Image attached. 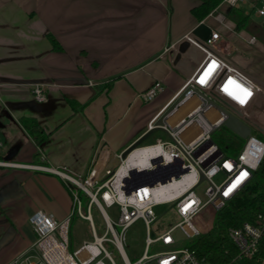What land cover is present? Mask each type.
I'll list each match as a JSON object with an SVG mask.
<instances>
[{"label": "crops", "instance_id": "obj_1", "mask_svg": "<svg viewBox=\"0 0 264 264\" xmlns=\"http://www.w3.org/2000/svg\"><path fill=\"white\" fill-rule=\"evenodd\" d=\"M245 1L240 6L244 13L260 0ZM198 4V0H0V98L34 101L33 87L1 80L42 79L45 100L38 103L47 106L40 117L48 112L52 118L33 143L35 151L8 161L13 167H0V186L17 179L25 192L3 206L6 217L0 215V234L7 228L6 219L15 232L0 248V264H19L29 251L37 253L30 216L41 211L57 220L67 218L71 192L50 170L85 177L100 149L109 156L103 166L113 169L119 162L115 155L146 132L147 123L181 88L200 55L189 46L172 64L177 45L186 35L206 39L219 26L209 16L201 22L194 18L191 10ZM48 34L61 52L51 50ZM234 35L235 50L246 54L248 50L237 45L238 33ZM242 69L264 86V77ZM80 70L88 86L72 82L81 80ZM156 81L164 90L155 100L145 103L136 98ZM253 110L264 111V96ZM22 135L16 140L24 142Z\"/></svg>", "mask_w": 264, "mask_h": 264}, {"label": "built area", "instance_id": "obj_2", "mask_svg": "<svg viewBox=\"0 0 264 264\" xmlns=\"http://www.w3.org/2000/svg\"><path fill=\"white\" fill-rule=\"evenodd\" d=\"M223 2L229 7L240 8L246 1ZM249 8L251 13L248 10L245 14L264 19V0H260L259 5L251 4ZM213 18L225 26L222 14L216 11ZM229 31L233 32V29ZM223 40V35L217 30H211L209 37L203 40L190 35L183 38L182 41H187L189 46L198 52L200 60L181 88L147 123L146 131L152 130L157 119L161 118L160 128L170 139L163 141L158 138L152 145L144 146L151 149L147 164L130 168L127 166V159L122 160L118 154L115 155L119 160L118 164L113 169H108L101 164L104 156L102 150L97 159L95 156L92 159L82 183L66 175L64 170H50L72 183L77 190L84 192L89 201L83 214L79 197L69 189L73 198L67 218L57 220L41 211L28 218L36 237L34 247L42 264H116L103 247L105 241L117 249L122 264H130L122 243L126 231L139 220L147 232L144 253L131 264H208L188 247L176 250L166 248L153 254H149L148 248L156 244L173 246L177 240L173 234L176 230L188 240L206 235L213 228L217 212L250 184L264 159V141L251 132L252 126L262 130L253 120L251 113L256 102L264 96V86L236 64L231 57L233 47H220ZM247 42L253 45L256 38L251 36ZM233 81L235 83H232ZM241 89L251 93L244 103L240 102L245 97ZM163 90V83L156 81L141 91L136 98L148 103L155 100ZM31 95L34 101L44 102V86H33ZM190 100L194 103L186 113L170 122L178 110ZM224 111L234 114L250 127V134L243 140L240 148L234 153L229 151L228 154L211 141V135L227 118ZM188 130L195 134L184 140L181 135ZM104 152L107 156L108 153ZM152 160H158V163L152 164ZM0 165L15 166L10 163ZM120 169H123L121 174L118 172ZM132 169L137 172L154 171L158 181L149 184L148 176L138 177L137 180L143 181L144 184L126 194L124 181L130 178L129 171ZM178 171L182 173L176 175ZM167 175H170V178L161 182ZM242 176L240 183L232 188ZM201 183H206V186L203 193L198 195L196 189ZM92 205L97 207L105 224L106 232L99 237L95 235L90 215ZM114 205L119 211L116 221H112L106 212L107 208ZM160 205H172L179 221L159 236L151 238L148 231L156 221L153 209ZM75 214L89 222L93 239L84 240L71 253L68 252L69 221ZM114 226L120 230L116 232ZM107 232L111 238L105 236ZM226 233L235 251V256L227 264H264V213L256 214L251 222H245L236 229L230 228Z\"/></svg>", "mask_w": 264, "mask_h": 264}, {"label": "rangeland", "instance_id": "obj_3", "mask_svg": "<svg viewBox=\"0 0 264 264\" xmlns=\"http://www.w3.org/2000/svg\"><path fill=\"white\" fill-rule=\"evenodd\" d=\"M223 12L225 11V8L221 9ZM251 19L253 20V22L260 24L263 26L264 28V19H257L254 17H251ZM215 24L217 23L218 26V30L217 31H222L224 32L225 35H228V39H224L220 45L221 48L226 47V45L228 47H233V52L231 54V57L234 59V61L236 62L237 65H239L241 68H249V71L252 74H255L256 76H258L259 78H263L264 77V45L263 43L258 42V44H255L253 46L248 44V39L251 37L249 33H246L245 31H239L236 32L239 35V42H238V47L243 46V48H245L247 51V55L240 51V50H235L234 47V43H235V35L234 32L235 30L232 28V26H230L226 20L224 22V25L226 26H230L233 29V32H230L229 29L231 28H227L225 26L220 25V23L216 20L214 21ZM255 37V36H253ZM230 42V44H229ZM240 44V46H239ZM255 51V52H252ZM45 94V91H44ZM38 102V101H37ZM194 101L190 100L187 102V104H185L184 106H182L179 110L178 113L173 117V119L170 120V122H173L174 120H176L177 118L183 116L186 111L193 105ZM52 112V111H51ZM48 114V112H47ZM44 114L43 118L40 117L38 119V122L40 123V125L45 124L46 122L51 124L52 118L51 114L47 115ZM252 118L256 121L257 125L263 130H260L257 127L252 126L251 128V132L253 135L258 136L262 141H264V111H260V110H253L251 113ZM48 119H47V118ZM43 130V129H41ZM41 130H36L34 132H28V134L26 135L28 137V143L27 141L25 142L26 145V149H28V151H26L25 149L21 152L23 154H30L32 151H35L34 148L36 146L33 145V143H36V139L41 138ZM25 132V131H24ZM195 133L192 130H188L186 132H184L181 137L184 140H188V138H190L191 136H193ZM161 139L163 141H170L169 137L166 135L165 132L158 130L157 132H154L153 134H151L150 136H148L142 143L140 148H143L144 146H148V145H152L153 143H155V141L157 139ZM211 141L214 142L218 147H220L222 150H224L227 154H228V146H230L232 143H238L240 146L244 143L243 140H241L239 137H237L235 134L231 133L228 129H226L225 127L220 126L218 130H216L212 135H211ZM102 153V149H100L99 151H97V153L95 154V158L97 159V157ZM232 153V152H230ZM103 156V161L101 162V164L106 163V159L109 157L108 155L106 156V153H102ZM3 164H6L4 162H1ZM11 164V163H10ZM4 166V165H0ZM6 167H13L10 165H5ZM4 166V167H5ZM31 168H37L40 167L42 170L45 169L46 171H48L47 167L44 166H40V165H25ZM5 167V168H6ZM76 180H78L80 183L83 182L84 177H79L76 175H72ZM61 178V177H60ZM66 181V180H65ZM66 184H68V181H66ZM206 183H201L198 185L196 192L198 195L202 194L204 189H205ZM68 187V185H67ZM73 191V194L77 195L79 197L81 206H82V212L83 214L86 212L87 209V203H88V199L85 197L84 194H82L80 191L77 190V188L74 186L71 189ZM73 194L71 193V203H72V198H73ZM154 214H155V222L150 226V230L148 231V235L151 238H155L157 236L160 235V233L168 230L169 228H171L172 226L175 225V223H177L179 221L178 217L176 216L175 210L174 208H172V205H160L158 207H155L153 209ZM106 212L108 214V216L110 217V219L112 221H116L119 211H118V207L116 205H114L111 208H107ZM70 213V211H69ZM90 215H91V219L93 221V225H94V229H95V235L97 237L103 235L106 230H105V224L104 221H102L100 213L98 212V209L96 206L92 205L91 211H90ZM70 234H71V241H70V245H69V249L68 252L73 253V251L78 248L82 242H84V240H92L93 236L90 230V226H89V222L83 219H80L78 217V215H74L72 216V218L70 219ZM115 231L118 232L120 230L119 227L114 226ZM33 232V230H32ZM34 233V232H33ZM146 228L144 226V224L142 223V221H136L134 224H132L130 226V228L126 231L125 233V240L122 243V248L123 251L126 254V257L129 261V263H133L135 261H137L142 254L144 253V246H145V238H146ZM174 237L177 239L176 240V244H174L171 247H164L160 244H156V245H152L148 248L149 250V254H153L156 252H160L161 250L164 249H169V250H176V249H182L185 247H188L190 240L186 239L183 234H181L179 232V230H176V232L173 233ZM108 238H111L110 234L107 232L106 235ZM36 238V237H35ZM103 247L104 249L110 254L111 258L114 260V262L116 264H122L121 262V258L119 256V253L117 251V249L114 247V245H112L111 243L105 241L103 243ZM39 254L33 251H29L28 254L26 256H24L21 260H19V264H27L28 262H32L35 264H42L39 261ZM25 257H28L27 260H24Z\"/></svg>", "mask_w": 264, "mask_h": 264}, {"label": "trees", "instance_id": "obj_4", "mask_svg": "<svg viewBox=\"0 0 264 264\" xmlns=\"http://www.w3.org/2000/svg\"><path fill=\"white\" fill-rule=\"evenodd\" d=\"M198 1V6L191 10V14L197 21L201 22L202 19L215 11L224 0ZM225 20L235 32L245 31L250 36H255L256 40L264 45L263 26L253 22L251 17L240 8L232 7L229 9L225 14ZM46 40L50 42L52 51H62L57 40L51 34L46 36ZM21 124L28 130H32L31 127L36 128L32 119L24 118ZM227 148L228 151L234 153L240 148V145L232 143ZM67 185L68 190L74 187L69 181ZM80 192L89 201L88 196L84 192ZM258 213H264V159L254 173L250 184L217 212L213 228L206 235L191 238L188 248L193 249L196 255L208 264H227L235 256V251L226 233L227 230L230 228L236 229V227L241 226L245 222H251ZM68 237L70 245L72 239L70 227ZM251 264H254V262Z\"/></svg>", "mask_w": 264, "mask_h": 264}, {"label": "water", "instance_id": "obj_5", "mask_svg": "<svg viewBox=\"0 0 264 264\" xmlns=\"http://www.w3.org/2000/svg\"><path fill=\"white\" fill-rule=\"evenodd\" d=\"M222 6L224 8H227V11L231 9L232 7H229L228 5H225L224 2L220 4L216 8L215 11L210 13L208 16L213 18V13L216 11L222 14L223 20H225V14L227 11H222ZM216 21V20H215ZM189 48V44L186 41H181L176 49H175V55L172 61V64H176L181 60V58L186 54V50ZM78 74L81 78V82L75 81L74 85L77 87L80 86H88V79L84 75L83 71H78ZM70 80V79H69ZM1 81L6 83H11L14 85H26V86H35V85H42L44 81L42 79H11V78H4ZM48 82L53 81L52 79H47ZM92 89V88H90ZM47 106V103H38L37 101H14V100H8V99H1L0 98V151L3 155H0L1 162H8V161H16L17 155L20 154L24 149H26V141L28 143V137L26 136L28 132H34L36 130L43 129V125H40L38 122V119L42 112L44 111V107ZM27 109H26V108ZM28 110L31 112V115H25L24 112ZM226 112V111H224ZM227 113V112H226ZM38 116V117H37ZM32 119L35 122L36 128H32V130H28L24 126H22L21 121L22 119ZM162 125V119H157V122L155 123V128L152 130H148L143 133L138 139H136L134 142L131 143V145L128 146L127 149H125L120 154V158L122 160H125L128 155L135 149L139 148L141 146V143L151 134L154 132H157L158 130L162 131V128L160 126ZM222 127H225L228 129L231 133L235 134L240 139L244 140L246 139L250 134V127L246 126L244 123H242L234 114L227 113V118L221 123ZM25 131V132H24ZM28 131V132H27ZM42 132V131H41ZM23 134L22 137L25 139L23 142L16 140V137L20 134ZM159 160V159H158ZM158 160H152V164H157ZM181 171L176 172V175L181 174ZM130 178L124 181V184L126 187L124 190L126 191V194H129L132 190H135L138 186L144 184L143 181L137 180L138 177L141 176H148L149 178V184H153L158 181L156 178V174L154 171H141L137 172L136 170L132 169L129 171ZM170 178V175H167L166 177L161 179V182H164L165 180H168ZM25 195V192L23 191V188L20 185V182L17 179H11L7 181L5 184H2L0 186V207H3L7 205V203L21 199ZM9 238V237H8ZM8 238L6 236H3L0 238V248L5 245L8 242Z\"/></svg>", "mask_w": 264, "mask_h": 264}, {"label": "bare ground", "instance_id": "obj_6", "mask_svg": "<svg viewBox=\"0 0 264 264\" xmlns=\"http://www.w3.org/2000/svg\"><path fill=\"white\" fill-rule=\"evenodd\" d=\"M150 151L151 149L145 147L133 150L126 158L127 166L130 168L143 167L148 162L147 158L150 154ZM118 172L121 174L123 169H120Z\"/></svg>", "mask_w": 264, "mask_h": 264}, {"label": "flooded vegetation", "instance_id": "obj_7", "mask_svg": "<svg viewBox=\"0 0 264 264\" xmlns=\"http://www.w3.org/2000/svg\"><path fill=\"white\" fill-rule=\"evenodd\" d=\"M4 209L3 207H0V215H4L5 216V213H4ZM6 217V216H5ZM29 222V221H28ZM6 225H7V228L5 231H3L1 234H0V238L3 237V236H6V238L10 237L14 232V228L12 226V224L10 223V221L8 219H6Z\"/></svg>", "mask_w": 264, "mask_h": 264}, {"label": "snow or ice", "instance_id": "obj_8", "mask_svg": "<svg viewBox=\"0 0 264 264\" xmlns=\"http://www.w3.org/2000/svg\"><path fill=\"white\" fill-rule=\"evenodd\" d=\"M203 82V81H202ZM232 83H235L234 81L232 82ZM237 87H240L239 85H237ZM241 91H243L244 93H245V97H244V99H241L240 100V102L241 103H244L245 102V100H246V98H247V96H250L251 95V93L250 92H248L246 89H241ZM246 175V174H245ZM241 179H243V176L241 177V178H239L237 181H236V183L235 184H233L232 185V188H235L236 187V185L237 184H239L240 183V180ZM232 188H230L229 189V191H231L232 190ZM228 193H225V195H227Z\"/></svg>", "mask_w": 264, "mask_h": 264}]
</instances>
